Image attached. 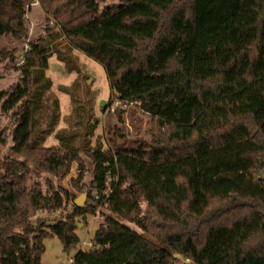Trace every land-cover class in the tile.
Listing matches in <instances>:
<instances>
[{
	"label": "trees",
	"instance_id": "1",
	"mask_svg": "<svg viewBox=\"0 0 264 264\" xmlns=\"http://www.w3.org/2000/svg\"><path fill=\"white\" fill-rule=\"evenodd\" d=\"M34 5L44 15L38 37L25 19ZM74 51L105 73L104 117L112 110L124 124L133 106L149 116L146 147L111 136L104 149L85 106L98 89L89 91ZM53 55L76 74L59 88L71 101L63 129L46 76ZM0 63L19 73L0 91V118L11 119L0 131V264H42L52 237L69 255L83 214L98 217L91 264H174L173 255L264 264V0H0ZM51 137L57 145L46 146ZM74 163L78 197L93 200L110 171L118 176L110 196L94 200L110 215L77 208L58 184ZM56 213L66 219L39 217ZM70 264L87 261L78 251Z\"/></svg>",
	"mask_w": 264,
	"mask_h": 264
},
{
	"label": "rangeland",
	"instance_id": "2",
	"mask_svg": "<svg viewBox=\"0 0 264 264\" xmlns=\"http://www.w3.org/2000/svg\"><path fill=\"white\" fill-rule=\"evenodd\" d=\"M35 5L37 4V2L34 3ZM33 6L32 10L29 11L27 13V16L25 17L26 22H27V28L28 31H31L32 26L35 25V37H38L39 35H41L42 33V28L40 30V27L43 25L44 23V15L41 11V9L38 6ZM40 30V33H39ZM26 43L24 44V49L21 52V56L22 54H24V52L27 50L25 48ZM4 47H7V44H4ZM94 62V61H93ZM96 64V66H99L96 62H94ZM101 67H97L94 68L95 70V74H96V79L97 82L99 84L100 89H102V92L106 95V84L107 83V79L106 76L103 78V76L101 75ZM103 70V69H102ZM104 72V71H103ZM105 75V74H104ZM91 78H89L87 80V84L91 85V87L93 88V76L90 75ZM95 79V78H94ZM19 80V73L16 72L15 70H13L12 65H4L3 67V63H0V91L1 90H5L7 87L14 85L17 81ZM92 89H89V91L93 94V92L91 91ZM96 90V89H95ZM84 92V91H83ZM82 94V93H81ZM104 94L101 93L102 97L104 98ZM82 96V95H81ZM90 97V96H88ZM86 97L85 93H83V98H88ZM85 100V99H84ZM96 100V98H95ZM95 100L94 102H86V105L88 107V104L90 107H92V109L94 110V104H95ZM109 100V99H108ZM107 100V101H108ZM107 101L105 103L102 104V106L104 104L107 103ZM84 103V102H83ZM128 114H126L124 116V124H119L117 122L116 119V115L114 114V112L112 110H109L106 117H104L103 113H100V126H103L102 128V135H103V139L105 141L104 143V149H106L109 145H108V141L107 139L110 138L112 136V138H114V140L117 142V144H122V146H124L125 148H137L138 146H143L146 147L147 144L150 141V134H149V128H150V118L148 115L142 113L137 106H133L132 108H128L126 109ZM130 110V111H129ZM8 127V131L11 128V119H4L0 118V131L5 128ZM116 127V134L115 136L112 135V133L109 132L110 130ZM8 131H5V134L8 133ZM108 133L107 137L105 136ZM123 135V136H122ZM53 140V144L55 143V145H57V141L54 140L52 137L49 138L47 140V142L45 143L46 146H50ZM79 145H77L78 147ZM5 152H9V149L6 148L4 149ZM76 167L77 165L74 163L71 166V170L69 175L61 182H59L58 184L64 188H66L71 194H73L76 198H78V194L74 193V191L71 189V187L69 186V179L70 178H76L77 177V172H76ZM87 180H90L89 176L87 178ZM96 201V200H95ZM94 201V199L90 200L87 198L86 195V200H85V205L87 204H92L96 206V211L105 215H110V213L106 210V208L103 206V204H96ZM144 209H145V204H142V214L144 213ZM69 214L73 211V208H71L69 210ZM40 218H42L43 220L48 221L49 223H53L55 220H65L66 219V215H62L60 213H56V214H42L39 215ZM94 219L93 221V226L91 228L90 231V236H94L95 234V230H96V224H98V217L91 215V214H83V215H78L77 217L74 218L75 222H78V225L80 224V228L78 229H83V228H87L90 220ZM125 225H127L128 227H130L131 229L139 232V233H143L138 227L129 224L127 222H123ZM35 224V223H34ZM79 227V226H78ZM80 235L82 236V233H80ZM147 238H149L151 241H154L153 238H151L149 235L144 234ZM46 245H47V254L44 255L43 257V263L44 264H63V259L66 257V254L63 253L61 247V243L59 242V240L56 237H52L50 239L46 240ZM174 259H175V263L174 264H190V262L184 258H182L181 256L178 255H173ZM67 260L65 259L64 264H70V263H65ZM91 260L90 257L87 260V264H91Z\"/></svg>",
	"mask_w": 264,
	"mask_h": 264
},
{
	"label": "crops",
	"instance_id": "3",
	"mask_svg": "<svg viewBox=\"0 0 264 264\" xmlns=\"http://www.w3.org/2000/svg\"><path fill=\"white\" fill-rule=\"evenodd\" d=\"M74 55L78 58V62L79 64L83 65L87 71V73L91 74L95 79L94 83H93V88L91 87L92 90L98 89V95L96 97L95 100V104H94V114L95 116L99 119L100 121V109L103 103H105L110 96V91H109V86L108 84H106V95L102 92V89H100L99 84L97 82L96 79V74H95V70L94 68H97L99 66H96V64L93 62V60L87 58L85 55H83L82 53L78 52V51H74ZM101 69V68H100ZM101 75L103 76V78L105 77V73L103 72V70L101 69ZM46 76L51 80L52 82V87H51V91L55 94V96L58 99L59 102V111H60V119H59V123L57 126V129H63L65 127L64 124V119L66 117H68L71 113V101L68 95H66L65 93L61 92L59 90V88L61 86L64 87H69L71 86V84L74 82L75 78H76V74L75 73H67L65 71L64 68V64L61 63L60 61H58L56 59V56L53 55L49 61H48V70L46 72ZM102 94H104V98L102 97ZM102 128L103 126H99L97 127V129L95 130V137L97 135H101L102 133ZM95 138H93L92 142L94 143ZM52 144L51 145H55V143L53 144V140H51ZM93 221L94 219L90 220L87 228H83V229H78L76 231V234L78 235L79 239H80V244L77 247V249L73 252H71L69 255L66 254V257L63 259V264L65 259L67 260L65 263H67L68 261H70L72 259V257L74 256V254L78 251H80L82 253V256L84 258L85 261H87L90 257V259L92 260L93 258L91 257V251H92V239L94 236H90V231L91 228L93 226ZM96 230L98 228V224H96ZM80 228V224L78 225ZM95 230V232H96ZM80 233H82V236L80 235ZM44 246H45V252L44 254L41 256V263H43V257L44 255H46L47 252V245H46V240L44 241ZM62 249V247H61Z\"/></svg>",
	"mask_w": 264,
	"mask_h": 264
},
{
	"label": "built area",
	"instance_id": "4",
	"mask_svg": "<svg viewBox=\"0 0 264 264\" xmlns=\"http://www.w3.org/2000/svg\"><path fill=\"white\" fill-rule=\"evenodd\" d=\"M25 48L28 49L27 44L25 45ZM116 169V168H115ZM117 171V169H116ZM107 182H106V189L101 194L98 192L93 193V199L94 200H101L103 198V202L110 196V194L113 191V186L111 185L115 180H118V176H112L111 171L106 176ZM68 263H71V260L68 261Z\"/></svg>",
	"mask_w": 264,
	"mask_h": 264
},
{
	"label": "water",
	"instance_id": "5",
	"mask_svg": "<svg viewBox=\"0 0 264 264\" xmlns=\"http://www.w3.org/2000/svg\"><path fill=\"white\" fill-rule=\"evenodd\" d=\"M261 181H264V172L261 173V176L259 178ZM85 200H86V194L80 195L78 198H76L74 204L77 208H82L85 206Z\"/></svg>",
	"mask_w": 264,
	"mask_h": 264
}]
</instances>
